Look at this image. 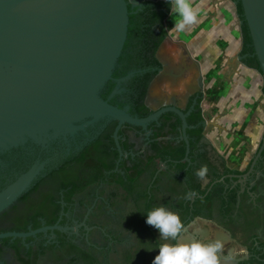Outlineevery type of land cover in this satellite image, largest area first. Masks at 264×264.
I'll return each mask as SVG.
<instances>
[{
    "label": "flooded vegetation",
    "instance_id": "flooded-vegetation-1",
    "mask_svg": "<svg viewBox=\"0 0 264 264\" xmlns=\"http://www.w3.org/2000/svg\"><path fill=\"white\" fill-rule=\"evenodd\" d=\"M160 1L163 0H140L138 4L130 5L132 11L138 13ZM144 25H141L142 28ZM166 30L168 31L167 25ZM144 34L143 31H136L128 40L114 71L113 79L107 83L101 95L103 97V94H106L108 98L118 88V92L110 102L119 107L129 106L130 113L138 117H148L159 110L173 107L182 111L189 125L186 128V136L190 143V130L203 126L201 122L206 120L202 107L205 99L202 84L206 78L205 74L200 69L198 59L191 58L187 51L183 52L180 42L170 55H159L160 47L169 38V34L156 50L153 48V38L148 35L142 37ZM160 34L161 31L157 30V38ZM173 52L175 57H173ZM243 60L238 61L247 65ZM166 64L172 70L174 69L175 74L185 70L184 77L176 79L175 82H167L165 84L167 87L165 85L156 87L149 99L151 85L158 74L165 70ZM129 73L133 75L119 83V80ZM199 108L202 109L204 120L192 124L191 119L197 114ZM116 126L117 121L102 120L95 126L87 128L86 131L78 133L74 138H70L69 144L58 140L49 147L42 148L29 142L0 154V189L10 184L36 162L49 161L43 175L36 181L35 185L38 186V190L31 192L30 189L28 198H19L6 210L13 216L23 214L25 218L34 213L32 207L40 205L45 215L37 216L36 227H33L34 224L27 218L29 221L27 231L54 225L66 228V230H48L27 237L25 240L21 238V244L26 248L33 247L37 250L41 247L49 248L46 253L40 254L37 264H42L43 260H48L51 264H71L70 260L73 255H66L65 251V248L71 245L90 252L98 264H152L158 254L159 249L155 245L159 246L161 243L158 240L159 231L146 224V208L144 202H142L143 206L138 202L136 193L130 194L118 185L100 182L90 185L83 192L67 200L65 189L58 188L53 182L45 183L42 180L54 170H59L65 161L73 159L91 144L98 141L108 142L106 135L109 134L114 139ZM206 127H204L203 138L197 142L196 153H205L220 171H223V163L231 170L240 171L239 174L230 173L221 178V181L230 178L226 187L238 188V202L234 210L228 213L222 209L219 201L215 200L211 209H203L206 214L211 212L210 217L188 215L187 220L189 221L183 223L184 236L182 239L187 235L193 238L197 233L201 238H220L224 246L221 264H264V150L261 156L256 158L262 139L248 166L242 171L228 166L223 157L214 153L213 148L208 149L209 144L205 137ZM158 133L164 134L158 138L159 141L169 142L173 146H178L184 141L187 151L181 116L175 111L166 110L158 120L150 122L147 128L127 124L121 128L119 131L120 145L121 141H127L133 146L130 150L122 149V156L118 151L116 169L123 160L129 163L130 157L140 155L146 158L152 155L151 145ZM116 149L118 150L117 145ZM189 159L190 161L184 157L185 161L191 163L190 153ZM255 159L253 171L245 178L243 175L249 172ZM163 170H167V166L161 162L159 172ZM156 177L158 174L153 179L148 174L141 177L143 186H149L151 188L149 193L155 198L153 208L162 205L177 213L182 220L181 209L177 207L180 197L169 190L171 177L161 175L156 184L157 189L152 190L151 181ZM211 180L212 177L201 180L203 188L207 187ZM195 199L196 194H193L192 202ZM200 224L204 225L209 232L204 228H198ZM218 231L224 232L226 236L218 237L216 234ZM14 239L16 238H12L10 243L15 242ZM150 247L152 250L146 249ZM9 252L15 256L16 264H20L11 244L4 247L0 264H7L6 253Z\"/></svg>",
    "mask_w": 264,
    "mask_h": 264
},
{
    "label": "water",
    "instance_id": "water-1",
    "mask_svg": "<svg viewBox=\"0 0 264 264\" xmlns=\"http://www.w3.org/2000/svg\"><path fill=\"white\" fill-rule=\"evenodd\" d=\"M139 1L0 0V154L29 142L42 148L58 140L69 144L70 138L96 123L114 120V139L122 156L119 131L124 125L147 128L164 111L172 110L183 120L185 159L190 161L186 136L189 125L182 111L173 107L138 117L130 113L129 106L119 107L110 102L118 88L108 98L101 95L113 79L125 47L129 5ZM239 1L254 48L250 56L257 57L264 78V0ZM247 56L240 55L238 60ZM165 66L151 85L149 99L156 87L184 77L185 70L175 74L174 69ZM132 75L129 73L119 83ZM207 124L206 120L201 122L204 127ZM263 150L264 136L256 158ZM255 163L256 159L243 175L245 178ZM48 165V160L36 162L0 189V214L32 189ZM54 229L66 230L54 225L27 232L7 231L0 233V240H25Z\"/></svg>",
    "mask_w": 264,
    "mask_h": 264
},
{
    "label": "trees",
    "instance_id": "trees-1",
    "mask_svg": "<svg viewBox=\"0 0 264 264\" xmlns=\"http://www.w3.org/2000/svg\"><path fill=\"white\" fill-rule=\"evenodd\" d=\"M237 5V13L240 20H244L243 8L239 0H235ZM170 5L167 0L158 2L156 5L146 8L144 11L134 13L129 5V28L128 37L125 43L133 36L136 31H143L145 34L142 36H151L153 38V48L156 50L160 43L168 36L166 30L165 20L170 15ZM144 25L142 28L141 25ZM157 30L161 31L160 36L157 38ZM242 33V48L240 55H248L244 58L243 62L249 67L260 71V66L257 57L250 56L254 53L252 45V39L249 33L246 21L241 24ZM156 37V38H155ZM124 47V48H125ZM153 49V50H154ZM124 51V50H123ZM264 93V87H263ZM106 98V94H103ZM204 120L202 115V109L199 108L198 112L191 119L192 124H197ZM190 134V158L191 163L184 160L186 154V145L182 141L178 146H173L169 142L159 141V137L164 134L158 133L157 138L152 142L153 154L143 158L140 155L132 158L128 163L127 160H123L118 169L116 160L119 157L116 144L112 136L106 135L108 142L98 141L91 146L85 148L73 159L65 161L59 170H54L48 174L47 178H42L43 182H53L57 184L58 188L65 189L69 200L78 193L83 192L87 187L93 184H99L100 182H107L109 184H115L126 191L137 194V200L139 203L144 202L146 213L155 206V198L149 193V186L144 187L141 182V177L148 174L150 178H154L151 181L153 183L152 190L157 189L156 184L160 180L161 175H168L171 177V186L169 190L180 197L177 207L181 210V216L183 223L188 222L187 216H206L209 214L204 213L203 209L211 207L215 200L219 201V205L224 209L226 213L234 210L238 202V188L226 187V183L230 182V178H226L221 181V178L230 173L239 174L240 171L231 170L224 163L223 171H220L207 157L205 153H196L197 142L204 136V127L200 126L197 129H192ZM122 149L130 150L133 144H129L127 141H121ZM264 154V151H263ZM164 162L167 166V170H160V163ZM202 166L207 168V176L212 177L211 183L203 188L201 179L196 176V171ZM159 172V173H158ZM170 172V173H169ZM38 186L35 185L30 190L37 191ZM30 192H27L22 196L24 199L28 198ZM196 194V199L192 202V195ZM143 206V205H142ZM34 213L31 216L24 218L23 214L11 215L8 211H4L0 214V233L7 231H27V224L29 218L30 222L37 226V216H44L43 207H32ZM9 220L12 223L10 225H4V221ZM6 227H4V226ZM12 238H4L0 240V258L5 246L11 244L13 249L17 253V257L20 264H37V259L40 254L46 253L49 248L41 247V249H34L33 247L26 248L21 244L22 239L16 238L15 242L10 243ZM29 240V239H28ZM155 247H158L157 244ZM66 255H73L70 260L71 264H98L96 258L90 253L85 251L76 245H71L69 248H65Z\"/></svg>",
    "mask_w": 264,
    "mask_h": 264
},
{
    "label": "rangeland",
    "instance_id": "rangeland-1",
    "mask_svg": "<svg viewBox=\"0 0 264 264\" xmlns=\"http://www.w3.org/2000/svg\"><path fill=\"white\" fill-rule=\"evenodd\" d=\"M192 6L198 9V14L196 24L186 29L187 33H191V39L185 36V31L169 36L160 47L159 55H170L180 42L183 52L187 51L191 58L198 59L200 69L206 77L202 83L205 90L203 113L207 122L215 123H209L205 130L208 149L213 148L214 153L223 157L228 165L242 166L249 154L245 147L247 139L240 135H245V132L253 134L251 144L256 147L264 135V110L250 116L245 114L252 105L255 109L262 106L264 78L259 71L255 75L249 74L237 59L241 37L236 35L234 27L238 29L239 19L231 27L228 21L225 29V26H220V19L208 23L210 18L202 17L203 8L199 1L192 0ZM174 19L170 15L166 20L168 29L173 27ZM195 26L197 29L191 30ZM194 49L201 53H192ZM242 147H245L244 153L240 151ZM229 150H235L232 152L233 157L229 154L227 156ZM10 223L12 222L9 220L4 221V225ZM6 258L7 264H16L12 252L6 253ZM42 264L51 263L43 260Z\"/></svg>",
    "mask_w": 264,
    "mask_h": 264
},
{
    "label": "clouds",
    "instance_id": "clouds-1",
    "mask_svg": "<svg viewBox=\"0 0 264 264\" xmlns=\"http://www.w3.org/2000/svg\"><path fill=\"white\" fill-rule=\"evenodd\" d=\"M170 5V15L175 17L174 25L168 29L169 36L181 33L197 22L198 9L192 6V0H167ZM167 87V85H165ZM196 176L203 180L207 176V168L202 166L196 171ZM146 224L159 231L161 243L157 247L158 254L152 264H221L224 251L220 238H201L199 233L190 240H182L184 224L181 217L165 208L154 207L146 213ZM152 250V248H146Z\"/></svg>",
    "mask_w": 264,
    "mask_h": 264
},
{
    "label": "crops",
    "instance_id": "crops-1",
    "mask_svg": "<svg viewBox=\"0 0 264 264\" xmlns=\"http://www.w3.org/2000/svg\"><path fill=\"white\" fill-rule=\"evenodd\" d=\"M197 1H199L200 4H202V8H203L202 9V13H203L202 17H204V18L206 17V19L210 18V21H208V23H213L215 20L220 19V24H221L220 26H225V29H226V24H228V21H229V27H231L232 24L236 22L237 18L239 19V21H241L239 18V15L237 13V5H236L235 0H197ZM166 25H167V22H166ZM167 29H168V25H167ZM196 29H197V26L191 28V30H196ZM234 31H235L237 36L241 37V48H242L241 23L239 24L238 29L236 27H234ZM190 34L191 33H187V30H185V36L188 37L189 40L191 39ZM194 50L192 51V53H197V54L201 53L200 50H198V49H194ZM240 51H241V49H240ZM240 51H239V54H240ZM233 64H234V66H236L235 62ZM243 65H244V68L246 69V71L249 72V74L255 75L256 72L258 71V70L251 68L245 64H243ZM261 103H262V106L258 107L257 109H255V106L252 105L250 108H248L247 111H245V114L250 116L251 114H259L261 112V110H264V95L262 97ZM202 107H203V105H202ZM209 123H212V125L215 124L214 122L208 121V125H209ZM206 128H205V130H206ZM240 136H244L247 139L246 142L248 144L245 145V147H246V152H248V154H249V156H248L249 158L247 161H245L244 164H242V166L235 167V166H230L228 164L227 165L230 166L231 168H236V169L243 171L248 166V163H249L251 157L256 152L257 147L259 145L256 147L255 144L254 145L251 144L252 143L251 140H253V137H252L253 134H251L249 132L248 133L245 132V135H240ZM240 136H238V137H240ZM205 137H206V134H205ZM206 141H207V139H206ZM245 147L244 148L242 147V149H240V151H243V153H244ZM218 151H221V150H218ZM234 151L235 150H233V151L229 150L227 153V156L229 154V156L233 157L234 153H232V152H234ZM198 228H204V225L200 224V226H198ZM204 230L209 232V230H207L206 228H204ZM216 234L218 237L226 236L224 232L218 231ZM190 239H191V237L189 235H187L182 240H190Z\"/></svg>",
    "mask_w": 264,
    "mask_h": 264
}]
</instances>
